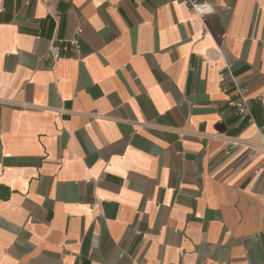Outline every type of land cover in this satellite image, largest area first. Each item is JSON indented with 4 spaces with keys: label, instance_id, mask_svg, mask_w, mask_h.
<instances>
[{
    "label": "crops",
    "instance_id": "0c3cea01",
    "mask_svg": "<svg viewBox=\"0 0 264 264\" xmlns=\"http://www.w3.org/2000/svg\"><path fill=\"white\" fill-rule=\"evenodd\" d=\"M206 1L5 0L0 264H264V0Z\"/></svg>",
    "mask_w": 264,
    "mask_h": 264
},
{
    "label": "built area",
    "instance_id": "2783aa9c",
    "mask_svg": "<svg viewBox=\"0 0 264 264\" xmlns=\"http://www.w3.org/2000/svg\"><path fill=\"white\" fill-rule=\"evenodd\" d=\"M182 1L195 11H196V6H202L205 3H208L213 7V5L206 0H182ZM4 10H5V0H0V17L2 13L4 12ZM197 14L204 17L210 13H198L197 12ZM68 52H72V55L69 56V58L71 59L83 58V49H82L81 42L78 38H71L67 40L66 39L65 40L64 39L63 40H52L50 43V51L47 54V57L53 60H59L61 58L66 57ZM229 104L231 106H234L237 109L239 117L241 119L243 120L248 119V118L251 119L252 108H251L250 99L247 95L246 90L244 89L238 90V97L236 99H230ZM239 143L240 141L233 142L234 145H237ZM257 146H259L260 148L264 150V137H263L262 142L257 143ZM251 147L256 148V144H254Z\"/></svg>",
    "mask_w": 264,
    "mask_h": 264
},
{
    "label": "clouds",
    "instance_id": "9594fccd",
    "mask_svg": "<svg viewBox=\"0 0 264 264\" xmlns=\"http://www.w3.org/2000/svg\"><path fill=\"white\" fill-rule=\"evenodd\" d=\"M196 11L198 13H212L214 11V9L210 4L205 3L202 6H196Z\"/></svg>",
    "mask_w": 264,
    "mask_h": 264
}]
</instances>
